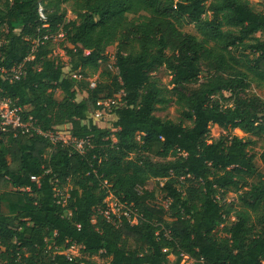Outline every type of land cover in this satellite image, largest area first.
Segmentation results:
<instances>
[{"label":"trees","instance_id":"obj_1","mask_svg":"<svg viewBox=\"0 0 264 264\" xmlns=\"http://www.w3.org/2000/svg\"><path fill=\"white\" fill-rule=\"evenodd\" d=\"M56 48L70 72L102 79L77 82ZM110 55L116 71L99 67ZM160 67L167 85L153 74ZM253 84L264 86V11L249 0H0V96L41 130L68 124L92 145L79 154L33 131L0 130V264H95L97 254L102 264H182L180 252L264 264V173L249 153L255 141L232 133L264 139ZM102 98L116 100L113 131L88 118ZM170 101L178 120L155 114ZM213 126L224 132L212 137ZM259 159L264 167V146ZM102 179L136 208L131 221L98 213ZM65 184L61 206L54 188ZM71 244L80 254L68 260Z\"/></svg>","mask_w":264,"mask_h":264},{"label":"built area","instance_id":"obj_2","mask_svg":"<svg viewBox=\"0 0 264 264\" xmlns=\"http://www.w3.org/2000/svg\"><path fill=\"white\" fill-rule=\"evenodd\" d=\"M38 14L39 18L41 20H45V15L43 14L42 8L39 6L38 8ZM62 33H59L58 35H45L43 36V39L52 38L53 40L57 39V36H61ZM107 66L112 70L116 71V67L112 65L111 63H108ZM13 78L18 79L20 74L22 73L21 64L17 65L13 70ZM120 81V80H119ZM90 87H94L95 83L90 82ZM120 94V93H119ZM118 94V95H119ZM97 105L99 108L93 109L91 113L90 118H92V122L95 123V119H99L102 117V115L111 113V108L113 105L116 104L115 99L106 98V99H99L97 102ZM96 124V123H95ZM114 129V128H113ZM0 130L2 132H11L13 136H16L17 134H26L31 133L33 131L36 134H40L43 137H45L51 144L55 145L56 143H60L62 146H68L74 151H76L79 154H84L87 149H90L92 147L91 143L88 139L83 138H75L70 134L69 129H59L56 128L54 130L48 129V130H41L38 126L34 124V121L31 119V117H28V119L24 120L20 114V109L18 107L12 106L11 102L4 97L0 96ZM115 130V129H114ZM112 140H115L114 135H111ZM30 180L37 183L39 181V176L36 175H30ZM56 184V181H54V185ZM101 187L106 188L107 196L103 199L102 204L99 205L96 209L99 214L102 215V217L114 224L118 225L120 221L124 218L128 221H131L133 216H137L138 212L136 208L132 204H126L122 201H120L117 197H115L110 189V185L107 182V180L102 179ZM160 184L162 182L160 181ZM69 185L65 184L63 186H55L54 188V197L56 200V203L65 206L66 200L69 197ZM141 187H136V190L138 192L141 191ZM70 214L69 211H66V215ZM94 219H92V222ZM162 229V228H161ZM159 230L155 231V235H159ZM163 236H166L167 238H170L169 231L167 229L163 230ZM78 248L77 246L71 244L66 249V257L68 260H72L75 255V249ZM52 249H55L53 247ZM164 252H168L169 248L165 247L162 249ZM172 257H175V255L172 252H169ZM179 256L181 257L182 264H204V260L202 257H192L187 255L184 252H180Z\"/></svg>","mask_w":264,"mask_h":264},{"label":"rangeland","instance_id":"obj_3","mask_svg":"<svg viewBox=\"0 0 264 264\" xmlns=\"http://www.w3.org/2000/svg\"><path fill=\"white\" fill-rule=\"evenodd\" d=\"M253 6L254 9L256 10H260V11H264V4H262L259 0H249ZM70 13L69 11L67 12V17H70ZM6 26H4L5 28ZM188 30H190V28L188 27L187 28ZM15 31L17 32L18 29H15ZM56 53H59V55L62 57V60L64 61V72L66 74H69L71 76H74L76 81H85L88 83V87L90 82H94V83H97V80L98 79H102L100 78L99 76L97 77L96 74H90L84 78H82L80 75H75L73 74L72 72L69 71V64L67 63V57L63 55V52L56 48L55 50ZM112 58L113 56L110 55L109 56V59L107 62H100L99 64V67H102L103 65H107L108 63H111L112 61ZM156 77H158V79L160 80V82L163 84V85H167L169 79H170V76L167 72L166 69H164V67H160L158 70H156L154 73H153ZM252 91L255 92L256 94H259L261 95L263 98H264V86H259V87H256L254 84L252 85ZM86 96V93L85 91H82V89L78 88L77 87V95H76V99L77 100H80L82 99L83 97ZM117 98L119 97L118 94L115 95ZM102 99H106V98H102ZM93 110H90V112H92ZM88 113V118H90L91 116V113ZM156 115L160 116V117H163V118H169V119H172V120H178V117H179V112L177 111V105L173 102V101H170L168 104H167V107L163 110H158L155 112ZM92 120V118H90ZM116 119L115 115L112 114V113H108V114H105V115H102V117H100L99 119H95V123L99 126V127H102V128H105V127H108L110 128L112 131L114 130L113 127H112V122ZM59 129H69V125L66 124V125H61V126H58ZM224 131L218 127V126H213V128L211 129V136L212 137H217L219 134L223 133ZM232 133L238 135V136H243V137H249L251 139H253L255 141V144L251 145L249 147V153H254L255 155V162H256V166H257V169L258 171H260L261 173H264V167L259 159V152L261 150V147L264 146V139L262 138H256V137H253V136H250V135H246L244 134L241 130L239 129H234L232 131ZM250 181H253L255 180V177L254 178H249ZM148 188L150 187H153L155 188L154 191H156V187H155V183L154 182H149L148 185H147ZM231 195V194H230ZM4 211H6V209L4 208ZM232 217H228L227 221L225 224L229 223L230 221H232ZM222 225H219L215 228L214 232L216 235H222L223 234V231H222ZM49 240V239H48ZM79 251H78V248L75 249V255H79ZM92 261L95 263V264H102L105 262V259L103 257H101L100 255H93L91 257Z\"/></svg>","mask_w":264,"mask_h":264}]
</instances>
